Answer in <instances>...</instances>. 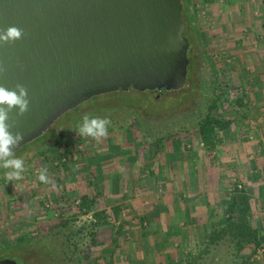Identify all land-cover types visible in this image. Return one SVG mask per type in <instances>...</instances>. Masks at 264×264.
<instances>
[{"label": "rangeland", "instance_id": "374dc122", "mask_svg": "<svg viewBox=\"0 0 264 264\" xmlns=\"http://www.w3.org/2000/svg\"><path fill=\"white\" fill-rule=\"evenodd\" d=\"M195 1L198 72L192 97L190 91L157 101L136 92H111L65 114L42 138L26 146L16 156L24 161L20 179L0 185L1 259L7 258L3 251L12 255L22 249L36 264L159 263L156 225L167 213L159 197L171 200L174 193H187L183 185L174 183L192 184L190 168L183 166L185 160L181 157V164H175L170 158L174 149L183 153L205 151L216 160L225 132H217L214 146L205 145L199 123L208 115L230 121L231 130L239 126L247 133L241 123L248 121L249 86L240 69L232 68L224 57L226 50L218 44L217 36L209 31L207 15L219 0L211 4ZM234 71L239 78H234ZM98 98L101 101L95 103ZM86 115L107 118L108 134L99 140L80 135L78 126ZM69 149L71 154L65 156ZM45 168L48 182L38 178ZM179 169L184 170L180 175ZM5 171L0 168V179H6ZM232 183L224 192L223 204H217L219 212L214 218L199 217L198 231L189 229L184 235H176L177 252L167 256L171 260L167 264L253 263L250 247L240 252L229 238L217 244L210 240L213 230L222 227L226 219L225 202L233 197L235 187L242 189L244 185ZM85 196L96 201L91 208H81ZM153 197L157 199L148 205L157 211L146 214L141 206ZM114 207L121 209L118 221ZM99 211L106 212V226H95ZM190 220L185 217L183 222L188 226ZM64 222L68 227L62 225ZM120 225L121 234L117 232Z\"/></svg>", "mask_w": 264, "mask_h": 264}, {"label": "water", "instance_id": "95a60500", "mask_svg": "<svg viewBox=\"0 0 264 264\" xmlns=\"http://www.w3.org/2000/svg\"><path fill=\"white\" fill-rule=\"evenodd\" d=\"M183 12L182 0H0V31H22L0 42V86L23 85L29 100L26 113L9 114L24 137L14 155L95 97L192 91Z\"/></svg>", "mask_w": 264, "mask_h": 264}, {"label": "crops", "instance_id": "0c3cea01", "mask_svg": "<svg viewBox=\"0 0 264 264\" xmlns=\"http://www.w3.org/2000/svg\"><path fill=\"white\" fill-rule=\"evenodd\" d=\"M207 17L209 31H213L218 44L226 50L224 57L232 68L240 69L249 86L246 89L249 94L248 121L241 123L246 126L247 133L242 132L239 126L235 130L231 127L226 130L223 148L221 146L216 160L208 153L205 155V151L183 153L174 149L170 158L175 160V164H181V157L185 160L183 166L190 168L192 184L174 183L183 185L187 193H174L171 200L159 197L167 212L157 219L160 222L156 225L157 238L160 239L156 246L157 258L161 264L171 261H168V255H176V235H184L189 229L198 231L201 227L199 217L214 218L219 212L217 204H223L224 192L232 182L234 186L236 182L244 184L243 188L251 197V225L264 234V0H219L217 5L210 7ZM234 74L237 76L235 79L239 78L238 72L234 71ZM182 172L184 170L179 169V175ZM5 182L7 184L8 180L0 179V185ZM156 199L153 197V200L146 201L145 207L141 206L146 214L156 213L157 209L148 205ZM159 202L156 201L154 206ZM185 217L191 218L188 226L183 222ZM258 250L252 264H264V253Z\"/></svg>", "mask_w": 264, "mask_h": 264}, {"label": "trees", "instance_id": "16d2710c", "mask_svg": "<svg viewBox=\"0 0 264 264\" xmlns=\"http://www.w3.org/2000/svg\"><path fill=\"white\" fill-rule=\"evenodd\" d=\"M205 3L211 4L214 3L215 0H204ZM184 12V22L186 25L185 36L189 39L191 43V47L196 44V34L198 33L196 26V16L198 13V3L195 0H182ZM192 50V48H191ZM142 95V94H141ZM191 97V96H190ZM95 103L101 101L98 99H94ZM240 105H243V100H240ZM232 123L230 121H225L216 116L208 115L199 123V132L201 136L202 142L207 146H214L216 144V136L217 132H225L231 127ZM26 149L24 147L20 152L15 154L22 153L23 150ZM71 154V149L65 156H69ZM81 208H91L92 205L96 202L95 200H88L85 196L82 198ZM251 197L248 194L245 188L239 189V186L235 187L233 197L226 201V210L225 217L226 219L223 221V226L220 228H216L210 235V240L213 244H217L221 240L225 238H229V240L235 245L236 251H244L247 247H250L252 250V258L256 255L257 250L264 244V234L255 230L250 222L251 216ZM120 207L113 208V215L115 220L120 219ZM95 218L97 221L95 222L96 227H101V225L106 226L108 224V219L106 212L99 211L95 213ZM67 222L62 223L64 227H68ZM121 226V225H120ZM123 226L118 229V233L121 234ZM7 255L5 257L11 258L17 261L19 264H36L35 262H30L28 258H26L27 253L22 251V249H17L14 252L10 253L12 255ZM40 264H48L47 262H42Z\"/></svg>", "mask_w": 264, "mask_h": 264}, {"label": "clouds", "instance_id": "9594fccd", "mask_svg": "<svg viewBox=\"0 0 264 264\" xmlns=\"http://www.w3.org/2000/svg\"><path fill=\"white\" fill-rule=\"evenodd\" d=\"M22 37V31L15 27H8L0 31V42H14ZM27 89L23 85L15 88L0 86V168L5 169L4 176L8 181L18 180L24 171V161L14 155V149L23 141L21 133L11 130L9 123L10 113L16 111L23 115L28 111ZM107 118L84 116L82 123L78 126V132L82 136L92 137L99 140L108 134ZM39 180L48 182L47 169L40 171Z\"/></svg>", "mask_w": 264, "mask_h": 264}, {"label": "flooded vegetation", "instance_id": "af4514ba", "mask_svg": "<svg viewBox=\"0 0 264 264\" xmlns=\"http://www.w3.org/2000/svg\"><path fill=\"white\" fill-rule=\"evenodd\" d=\"M192 48V50H191ZM194 46L191 47V43H190V49H189V53H188V57H189V60H190V70H189V73H188V78L189 80L191 81L192 83V91H191V97H192V94L196 88V78H197V56L194 55ZM92 100V99H91ZM82 106V105H81ZM80 107V106H79ZM78 107V108H79ZM74 111V110H73ZM69 113V112H68ZM5 259H10V260H13L11 258H3L1 259L0 258V261L2 260H5ZM15 261V260H14ZM17 262V261H16ZM18 263V262H17ZM19 264V263H18Z\"/></svg>", "mask_w": 264, "mask_h": 264}, {"label": "built area", "instance_id": "2783aa9c", "mask_svg": "<svg viewBox=\"0 0 264 264\" xmlns=\"http://www.w3.org/2000/svg\"><path fill=\"white\" fill-rule=\"evenodd\" d=\"M258 251H259V253H262L263 254L264 253V246H261V248Z\"/></svg>", "mask_w": 264, "mask_h": 264}]
</instances>
